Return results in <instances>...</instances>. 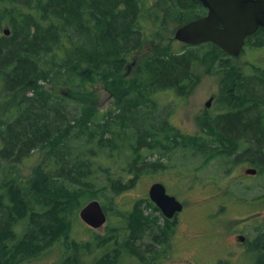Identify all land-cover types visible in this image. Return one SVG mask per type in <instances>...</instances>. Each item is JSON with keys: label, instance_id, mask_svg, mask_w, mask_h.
Returning <instances> with one entry per match:
<instances>
[{"label": "trees", "instance_id": "1", "mask_svg": "<svg viewBox=\"0 0 264 264\" xmlns=\"http://www.w3.org/2000/svg\"><path fill=\"white\" fill-rule=\"evenodd\" d=\"M159 2L169 5L153 9L148 0H0V29L7 25L0 36V82L6 96H23L10 107L0 108V157L16 164L47 149L46 161L55 163L50 171L42 165L36 167L26 186L12 181L0 193V264L39 263L56 247L63 256L54 264H112L107 257L94 261L89 255L94 248H104L106 239L72 238L71 218L75 212L77 219L84 198L92 201L120 194L132 188L137 178L168 168L163 163H159L161 167L148 163L146 151L166 156L177 147H187L207 162L221 153L233 154L236 149L228 148H240L245 140L251 147L248 153L264 155V69L246 75L231 64L233 57L210 42L185 46L179 52L170 45L156 44L161 33L151 26L156 28L157 20L170 16L171 5L180 11L175 16L181 20L180 26L202 14L196 6H186L190 0ZM5 28L10 29L9 35L4 34ZM249 43L253 48L264 47V29L248 37L245 46ZM63 44L69 47L64 63L53 61L52 69L39 65ZM147 45L153 53L146 50L131 78L126 64ZM201 48L203 55L198 52ZM198 66H205L208 73L213 66L227 67L221 89L224 116L198 120L200 129L212 134L184 135L169 128V122L155 128L151 114L139 107L148 101L156 103L152 94L159 87L178 85L184 92L187 83L193 86L199 80L194 72ZM42 80L55 82L46 88L40 84ZM100 82L114 96V109L102 114L92 104L97 96L88 87ZM29 91L33 97H28ZM71 99L80 106L72 120L64 103ZM73 133L75 140H83L79 143L93 144L92 149L75 157L68 154L64 146ZM118 138L126 139L124 146L135 158L117 177L102 168L108 184L94 191L89 182L95 171L91 157L96 149L114 151ZM139 162L141 166H137ZM124 171L134 177L123 182ZM141 203L137 200L123 216L132 227L129 246L139 240L141 226H150L139 210ZM108 211L111 217L121 214L120 209L115 215ZM23 222L27 230L19 237L16 228ZM145 232L149 235L152 229Z\"/></svg>", "mask_w": 264, "mask_h": 264}, {"label": "rangeland", "instance_id": "2", "mask_svg": "<svg viewBox=\"0 0 264 264\" xmlns=\"http://www.w3.org/2000/svg\"><path fill=\"white\" fill-rule=\"evenodd\" d=\"M152 1H155V6L148 5L149 8L154 7L153 9H161L160 3L163 2L159 3V0H148L149 3H151ZM163 6L165 5H162V7ZM171 7L172 9L169 12L170 16H168L166 20H157L156 28H154V26L152 25L151 29H157L161 33L159 37H156V44L161 43L163 47L170 45V49L179 52L186 46L183 45L184 43L182 44L174 38L176 30L180 27L181 24V20H178L175 17L176 15H179L178 12L180 11L173 5H171ZM6 26L7 25L5 24L4 27ZM4 27L0 29V36L3 34L2 29ZM148 28L150 27H147V29ZM254 41H256V39H254ZM72 46L73 45L70 46V49ZM68 48V45L64 46V44L61 47H57L56 50L50 55L44 56L42 60L38 62L39 65L45 69H52L53 61H56L59 64L64 63V59L67 58L69 52V50L67 51ZM151 49V46L147 45L143 48V51L150 50L148 52L153 53ZM244 49L245 52L243 55L230 59L231 64L239 68L246 75H252L255 70L258 69H264V47L253 48L249 43L245 46ZM203 50L204 49L202 48L198 49V52L203 55ZM135 54L136 53H133V55L129 58V62L132 61ZM222 58H226V56H223ZM137 68L138 67L133 68L132 73H129V76L131 78L136 76L135 71L138 70ZM226 69L227 67L220 68L217 66H213L211 67V72L208 73L205 66H198L196 72L197 75H199V80L192 86V88H190V90L186 89L184 92H182L179 87L175 88L174 90H165L161 88L159 90H156L154 94H152V98L156 103L151 104L148 101V106H141L139 107V109L144 113L151 114L150 118L153 119L154 122L150 123L154 124L153 126L155 128H159L164 123L169 122L167 124L169 128L171 126L177 129L180 133L195 135L198 133V131H202L198 126V120L202 118L201 115L206 108L205 104L207 103L209 98L211 96L215 97L213 103V111L214 109H217L224 104L223 102L225 100L223 99L224 97H221V89L223 79L226 78L224 74ZM191 77L195 79L194 76ZM54 82V80H42L40 81V84L46 88H50L54 85ZM76 82H78V80ZM88 87L91 88L92 92H94V94L98 97H96L95 102L92 104L100 111L101 114L114 109V100L109 99V94H107L106 90H104L101 82L95 85L88 84ZM27 95L28 97H33L34 93H32V91H29ZM21 97L23 96H6L4 84L0 82V108L10 107L12 104L18 102ZM64 103L66 106V112L68 113L69 118H71L72 120L80 111V106L78 102L72 99L66 100ZM71 124L74 125L73 121H71ZM167 125L165 124V126ZM74 134L75 133H73L70 139H68L69 142L66 143V146H64L66 147L68 154H71L72 157H75L76 153L85 152L92 149V147L94 146L93 144L85 146L82 143H79L83 140H75ZM198 134L201 133L199 132ZM109 136L110 135L108 134L107 137ZM121 138H125V135L123 133H121ZM124 142L126 143V139L125 141L119 138L116 139V147L114 148V151H111V148H107L103 151L96 149V152H94V155L91 157L93 158V160H90L93 163L95 169L92 180H89L90 184L93 185L92 190L95 191L96 189L103 188V186H106L108 184L106 173L102 170V168L107 169V171L111 175L117 177L118 174L120 175V172L122 170L127 169L130 163L133 162L135 157L132 155V153H130V150L127 149L126 146H124ZM246 145H249V149L251 148L250 144L245 143L236 153L237 156H234V154L233 156H229L228 154L223 155L221 153L214 158H211L207 162H205L204 157L194 156L189 150H181V147L173 149V151H170L166 156H161V153L159 154V152L149 154V151H146L144 155L147 156L146 161H148V163H155V165L158 166H160L159 163H163L164 165H168V168H163L162 170H156L153 173L143 175L140 177L141 179L137 178L136 184L132 188L127 189L120 194L111 193L106 197H102V199H98L101 202L102 206H108L107 209L111 210L110 212L114 215L116 210L120 209L121 211V214L119 216H114L111 220H108L107 224L109 226H115L123 223V216L126 215L129 209H132L135 202L139 198L145 196V192L148 187H150V185L158 179L167 184L168 192L174 194H178L181 190L179 186L174 184L175 180L182 185H185L184 183H188L190 186L192 185L189 196L185 197L183 192L181 193L183 194L181 195V198L185 199L186 201V208L188 210L186 214L205 217L207 213L215 211L217 208L216 198L218 199L219 195L217 194L218 187L223 186L224 189L230 188L234 195H242L246 192V187L244 184L235 182V180L240 178L241 175H245L244 169L242 168L244 163L242 165H240L239 163H241L242 160L245 161V158L258 160L262 156H264L262 152H259L258 155L248 153L249 150L245 149V147H247ZM47 151L48 150L46 149L45 152ZM45 152H35L32 156L27 157L16 164L5 161L0 157V193H2L8 187V183L12 181L26 186L31 176H33L34 169L40 165L45 166V169L50 171L51 168H49V166H54L55 163L46 161ZM238 156L239 158H237ZM83 160H86L84 156ZM141 165L142 163L139 162L137 166ZM124 174L125 176H123V174L121 176L123 177V182H127L134 177V175H127V172L125 171ZM182 177L185 179V181ZM205 185L206 190L204 189ZM250 187L252 188V191L247 193V196H250L251 194H264V172L253 178ZM203 192H206L207 194V201H203ZM83 200V206L91 201V199L89 200L86 198H84ZM83 206L80 207V210ZM79 212L76 220L75 212L73 218H71L72 238H81L82 240L88 239L89 230L86 226L87 224L84 223L80 218ZM201 217L195 218L196 224L199 226L198 228L210 229L207 223L200 220ZM16 230L18 232V236L21 237L27 230L26 223L23 222L19 224ZM133 243L137 245V243ZM103 249L104 248L100 249V251L102 255H105V253L102 252ZM62 254V251L58 247L53 248L51 252L45 254L44 258L40 259L38 262L42 264H54L58 262V260L63 256ZM119 262V259H117L116 263L113 262L112 264H119ZM122 264L138 263L134 259H125Z\"/></svg>", "mask_w": 264, "mask_h": 264}, {"label": "flooded vegetation", "instance_id": "3", "mask_svg": "<svg viewBox=\"0 0 264 264\" xmlns=\"http://www.w3.org/2000/svg\"><path fill=\"white\" fill-rule=\"evenodd\" d=\"M154 3L155 1H152L148 5H154ZM160 5L169 4L160 3ZM121 6L124 7L126 5L122 4ZM186 6H196L199 12L202 11L200 16L194 17L187 23L208 14L207 8L198 0H190ZM199 45H195V47ZM145 52L143 50L138 51L132 61L126 64L127 75L132 73L133 68L139 67L138 64L141 62ZM195 69L197 70V68ZM189 84H186L185 89L190 90L192 88V84L190 86ZM172 87L165 90H174L178 88V85ZM106 92L109 94V99L113 100V94L107 90ZM210 98L213 100L210 106L205 104L206 108L201 115V119L219 120L224 116V108L221 106L213 111L215 97L211 96ZM199 132L204 136H208L209 133L212 134L211 130L207 129ZM182 134L187 135L185 133ZM242 142L243 144L246 143L245 140ZM245 149L249 150L248 146ZM181 150L188 151L189 149L181 147ZM228 150H234L233 154L237 156L236 153L240 148L229 147ZM233 154L229 156H233ZM263 158L262 156L255 161L245 158V161L242 160L239 163L240 165L244 163L242 168L245 175H241L235 182L245 185L246 192L244 194L234 195L230 188L224 189L223 186H217V194L219 195L218 199L216 198V210L207 213L205 217L200 216V220L207 223L210 229L198 228L195 218L200 217L186 214L188 212L186 201L181 198V195L189 196L192 185L190 186L184 182L185 185H182L175 180L174 184L179 186L181 190L178 194H174L168 192L166 183L159 179L156 180L148 187L145 196L138 199V201L142 202L139 210L144 218L148 219L150 226H141V236L139 240L138 238L135 240L137 245L131 243L129 246V240L132 239V227H128L126 220L123 219L121 224L109 226L107 222L113 217H111L109 211L105 210L107 221L104 226L97 229L86 225L89 230L88 238H93L94 241H96L94 237L97 236L106 239V242H103L105 249L102 251L105 255H102L100 250L97 251L94 248L91 253L89 251L91 259L95 261L98 260L96 258L107 257L108 260L115 263L119 259V264H122L125 259H134L138 264H264V194L247 196V193L252 191L250 186L253 178L264 172ZM253 162L258 163L253 164ZM248 169H254L257 172L249 174L247 173ZM155 183H162L165 186L166 193L174 196L182 203V211L176 212L172 217L166 216L150 199L149 191ZM204 189L206 190V185ZM182 192L183 194H181ZM203 193V201H207V194L206 192ZM149 229H152V233L146 235L145 230L148 231ZM80 240L82 239L80 238Z\"/></svg>", "mask_w": 264, "mask_h": 264}, {"label": "water", "instance_id": "4", "mask_svg": "<svg viewBox=\"0 0 264 264\" xmlns=\"http://www.w3.org/2000/svg\"><path fill=\"white\" fill-rule=\"evenodd\" d=\"M208 10V14L177 28L174 38L184 44L199 45L214 43L232 57H238L243 51L248 37L260 28L264 29V0H198ZM9 35L10 29L5 28ZM210 98L206 106L212 102ZM257 171L248 169L247 173ZM150 199L166 214L172 217L183 209V205L174 196L166 193L162 183H155L149 191ZM83 222L93 228H101L107 221L105 211L98 200L85 205L80 213ZM42 264V263H36Z\"/></svg>", "mask_w": 264, "mask_h": 264}, {"label": "bare ground", "instance_id": "5", "mask_svg": "<svg viewBox=\"0 0 264 264\" xmlns=\"http://www.w3.org/2000/svg\"><path fill=\"white\" fill-rule=\"evenodd\" d=\"M108 56H109V55H108ZM97 64H98V62H97ZM103 65H104V64H103ZM16 162H17V161H16ZM145 220H146V219H145ZM67 251H68V250H67ZM79 251H80V250H79ZM83 255H84V254H83ZM83 255H82V256H83ZM77 256H78V255H77ZM81 258H82V257H81ZM81 260H82V259H81ZM77 263H78V262H77Z\"/></svg>", "mask_w": 264, "mask_h": 264}]
</instances>
